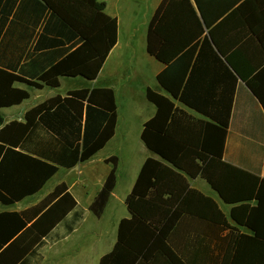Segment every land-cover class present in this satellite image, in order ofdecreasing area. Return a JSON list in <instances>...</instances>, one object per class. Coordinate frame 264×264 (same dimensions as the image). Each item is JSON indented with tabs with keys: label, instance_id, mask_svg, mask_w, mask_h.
Wrapping results in <instances>:
<instances>
[{
	"label": "trees",
	"instance_id": "1",
	"mask_svg": "<svg viewBox=\"0 0 264 264\" xmlns=\"http://www.w3.org/2000/svg\"><path fill=\"white\" fill-rule=\"evenodd\" d=\"M41 1L83 43L56 50L44 67L36 69L37 78L50 87H58L61 76L94 79L117 42V18L107 15L104 3L97 0ZM91 13L107 23L104 41L92 39L83 27V18ZM101 42L103 49L97 47ZM146 50L165 64L157 81L167 95L146 89L156 113L144 124L141 138L166 162L154 158L144 162L126 198L131 218L120 221L117 242L100 264H186L168 241L184 211L179 204L195 193L211 201L220 220L224 216L216 203L190 188L185 173L202 176L225 202L239 203L230 216L251 234L234 235L229 264H264V178L223 160L239 80L264 110V0H162L148 24ZM23 69L15 73L0 68V106L28 98L26 91L13 87L14 82L40 86L24 78ZM117 115L112 88L83 87L32 107L25 122L3 124L0 116V203L11 205L31 196L59 167L71 168L92 158L114 135ZM37 128L47 135L36 134ZM27 142L33 143L31 148H26ZM106 161L112 168L89 206L96 216L104 212L116 184L117 157ZM250 200L255 204L245 203ZM174 205L178 209H171ZM74 210L67 231L81 220L84 210L67 184L60 182L38 203L0 212V264H39L38 250L45 238ZM132 227H143L144 237L128 240L125 233Z\"/></svg>",
	"mask_w": 264,
	"mask_h": 264
},
{
	"label": "crops",
	"instance_id": "2",
	"mask_svg": "<svg viewBox=\"0 0 264 264\" xmlns=\"http://www.w3.org/2000/svg\"><path fill=\"white\" fill-rule=\"evenodd\" d=\"M97 1L104 3L107 15L117 18V42L94 79L89 80L82 75L61 76L58 87H50L39 80L36 69L55 56L56 50L76 41L79 46L83 40L69 26L59 22L41 0L0 1V68L15 73L25 68L20 74L40 85L36 87L27 82H14L13 87L26 91L28 98L17 104L0 106L3 124L13 120L25 122V113L32 107L56 95L65 97L68 91L83 87L112 88L118 107L114 135L92 158L78 162L71 168L59 167L42 188L31 196L11 205L0 203V212L21 211L38 203L58 183L65 182L78 206L84 210L81 220L71 231L67 230L75 219V210L52 229L38 250L42 257L39 264H100L101 257L110 253L117 242L120 221L131 218L126 198L132 192L144 162L148 158L166 162L151 151L141 138L144 124L156 113L155 105L146 99V89L151 88L167 95L157 81V75L165 64L147 52L146 41L144 54L135 60L132 43L135 28L132 27L131 33L127 35L128 42L122 43L119 16L121 3L130 8L132 17L136 15L135 7H140L146 19L147 32L148 24L162 0ZM83 19V27L87 26L89 37L104 41V34L107 36L104 19L92 13ZM126 45L130 49L128 52L124 48ZM97 47L103 49L104 43L97 44ZM58 59L55 58L54 62ZM32 60H36L33 65ZM124 104L127 105L125 110L122 108ZM177 105L184 107L180 103ZM187 111L196 118H202L192 110ZM36 134L44 136L47 132L37 128ZM32 145L28 142L25 144L26 148ZM111 156L117 157L116 184L104 212L96 216L89 206L112 168V164L106 161ZM223 160L251 173H259L258 176L264 178V110L242 80H239L234 94ZM184 175L191 189L216 203L224 221L220 220L211 201L193 193L183 204H179V208L184 211L168 234L170 245L186 264H229L233 259L234 235L251 234L249 228L236 223L230 216L231 209L239 203L225 202L202 176ZM55 176L54 183L45 189ZM245 203L252 206L255 200ZM171 209L178 207L174 205ZM144 230L143 227H132L125 237L130 241H138L144 237Z\"/></svg>",
	"mask_w": 264,
	"mask_h": 264
},
{
	"label": "rangeland",
	"instance_id": "3",
	"mask_svg": "<svg viewBox=\"0 0 264 264\" xmlns=\"http://www.w3.org/2000/svg\"><path fill=\"white\" fill-rule=\"evenodd\" d=\"M120 8V20L122 23V27H121V41L122 43L126 44L128 42L127 39V35L130 34L131 32V28H135L134 32L135 35L133 37V45L135 48V60H139L140 57H142V55L144 54V44L146 41L145 38V32H146V27H145V23H146V19L144 18V15L141 13V8L136 6L135 10H136V15L134 17H132L131 14V10L129 7H126L123 3H121ZM125 50L128 52L130 51V49L126 46H124ZM123 106V105H122ZM127 105L124 104V106L122 108H124V110L126 109ZM123 110V109H122ZM62 172H60L58 175H60ZM57 176H55L53 179H51L45 186V189L48 188L51 184L54 183V181L56 180Z\"/></svg>",
	"mask_w": 264,
	"mask_h": 264
}]
</instances>
